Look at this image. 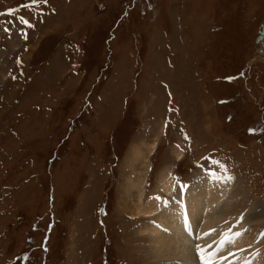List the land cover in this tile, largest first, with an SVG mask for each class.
<instances>
[{
    "label": "rangeland",
    "instance_id": "1",
    "mask_svg": "<svg viewBox=\"0 0 264 264\" xmlns=\"http://www.w3.org/2000/svg\"><path fill=\"white\" fill-rule=\"evenodd\" d=\"M263 24L264 0H0V264H154L182 187L232 194L229 230L264 211Z\"/></svg>",
    "mask_w": 264,
    "mask_h": 264
},
{
    "label": "bare ground",
    "instance_id": "2",
    "mask_svg": "<svg viewBox=\"0 0 264 264\" xmlns=\"http://www.w3.org/2000/svg\"><path fill=\"white\" fill-rule=\"evenodd\" d=\"M263 44L264 39L259 45ZM213 191L220 196L212 195ZM231 195L216 184L182 187L179 198L162 209L152 224L142 227L143 231L148 228L153 231L152 250L157 257L154 264H264L262 258L251 262L255 250L264 243V236L258 237L248 254L240 250L246 243L244 231L261 226L264 211L258 205L251 207L236 217L234 227L229 230L226 210ZM156 205L149 208L150 212L158 209Z\"/></svg>",
    "mask_w": 264,
    "mask_h": 264
},
{
    "label": "water",
    "instance_id": "3",
    "mask_svg": "<svg viewBox=\"0 0 264 264\" xmlns=\"http://www.w3.org/2000/svg\"><path fill=\"white\" fill-rule=\"evenodd\" d=\"M263 39H264V24L261 26V30L257 38V43H260Z\"/></svg>",
    "mask_w": 264,
    "mask_h": 264
},
{
    "label": "flooded vegetation",
    "instance_id": "4",
    "mask_svg": "<svg viewBox=\"0 0 264 264\" xmlns=\"http://www.w3.org/2000/svg\"><path fill=\"white\" fill-rule=\"evenodd\" d=\"M260 47H262L261 52L264 53V44L262 46H260Z\"/></svg>",
    "mask_w": 264,
    "mask_h": 264
},
{
    "label": "snow or ice",
    "instance_id": "5",
    "mask_svg": "<svg viewBox=\"0 0 264 264\" xmlns=\"http://www.w3.org/2000/svg\"><path fill=\"white\" fill-rule=\"evenodd\" d=\"M34 2H36V0H34Z\"/></svg>",
    "mask_w": 264,
    "mask_h": 264
}]
</instances>
